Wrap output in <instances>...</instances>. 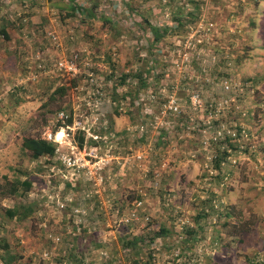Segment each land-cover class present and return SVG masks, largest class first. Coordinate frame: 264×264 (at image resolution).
Listing matches in <instances>:
<instances>
[{"label": "rangeland", "instance_id": "rangeland-1", "mask_svg": "<svg viewBox=\"0 0 264 264\" xmlns=\"http://www.w3.org/2000/svg\"><path fill=\"white\" fill-rule=\"evenodd\" d=\"M4 20L0 182L27 171L37 204L22 223L0 216L15 264L69 251L71 264H132L118 239L133 237L155 264H264V0H0ZM147 23L170 31L153 44ZM75 54L74 75L26 80ZM131 70L146 86L125 101ZM60 112L84 129L53 143L52 160L30 161L22 139L55 133ZM77 152L88 168H64ZM15 202L0 198V214Z\"/></svg>", "mask_w": 264, "mask_h": 264}, {"label": "trees", "instance_id": "trees-1", "mask_svg": "<svg viewBox=\"0 0 264 264\" xmlns=\"http://www.w3.org/2000/svg\"><path fill=\"white\" fill-rule=\"evenodd\" d=\"M125 1V0H123ZM97 2L93 3V6L91 10L93 11L96 9ZM74 7H70V11L74 14H76L78 17L82 15L84 12L83 7L73 5ZM126 7L128 10L131 12H138L134 7L129 2H126ZM86 14L90 17H93L94 15L92 12L89 10H85ZM74 14V15H75ZM181 15V14H180ZM4 24L1 25L0 29V36H2L5 40L9 39V36L6 33L5 28L8 26L9 22L7 20H4ZM179 24H181L179 22ZM147 27L149 32L152 35L153 38V44L158 43L162 37L166 36L168 34V29H165L163 31H160L159 28L154 27L147 23ZM48 69L50 68L49 66L47 67ZM32 71L36 72L37 68L32 69ZM144 73L145 71L143 70H131L130 74H121L120 79H119V85H124L126 81L129 79L135 80L137 83V88L136 90L126 92L123 95V99L126 101V98H132V95L135 96L139 91H141L143 88L146 86V80L144 78ZM40 81V80H39ZM66 88L60 87L56 90L55 93L59 92H64ZM113 95H115L113 93ZM53 96V94H52ZM67 123L70 124L72 120H70V117L67 118ZM56 132V131H55ZM79 147H82L83 143V138L79 139ZM89 142L92 143V140L89 139ZM229 148H233L234 146L229 143L228 145ZM21 152L25 155L28 156L30 161L33 162H38L40 159H46V160H52L55 158V150L56 146L52 142H49L43 138L40 137H26L22 139L21 147H20ZM226 151H224L221 155H219L222 158L226 157ZM220 161L214 162V169L221 171L220 170ZM14 171V169H13ZM19 172V174H16L12 179H8L6 177L3 178V181L0 182V198H14L16 199L17 202L14 203L12 207L9 208H1L3 210V213L0 214L1 220L5 222H11V221H16L18 223H22L25 221H28L32 216L35 214L37 204L34 202H31L28 200V194H30L32 190V183L34 182V177L30 176L27 171L23 170H16ZM220 175V174H218ZM215 176V178L220 179V176ZM69 186V185H68ZM18 199H20L18 201ZM158 234H156L154 237H157ZM150 239V241H152ZM119 247L123 250H131L132 255H134V259L131 261L132 264H155V260L157 261V255L154 257L151 254L146 256L145 260L140 259V248L139 245L144 242V239L142 237L137 238L133 237L131 239L129 238H119ZM2 247L3 254L0 255V260L2 261L3 264H15V261H17L16 254L13 252V254L10 252V249L6 243H4V240L1 241L0 243ZM101 245L97 244V248H100ZM116 252V251H115ZM75 258L74 254L72 251H69L67 253V256L65 258L59 260V264H71V261ZM117 261V260H116Z\"/></svg>", "mask_w": 264, "mask_h": 264}, {"label": "built area", "instance_id": "built-area-1", "mask_svg": "<svg viewBox=\"0 0 264 264\" xmlns=\"http://www.w3.org/2000/svg\"><path fill=\"white\" fill-rule=\"evenodd\" d=\"M47 36L49 39L51 40H56L57 37L51 33L48 32ZM58 46V45H57ZM78 61V55H72L69 58H59L58 60H56V62L53 64L52 69L51 67L48 69L47 67H45L43 64L39 63L36 68L37 71H31L29 72L28 76L26 77V80L29 82H38L40 80V78L42 77V74H47L49 72H55L58 74V76L60 77H65V76H72L76 73L77 67H76V62ZM51 70V71H50ZM88 80L90 82L94 81V76L92 73L88 74ZM98 93V91H97ZM169 109L173 110L174 112L177 111V107L176 106H169ZM58 118L60 120V124L58 126V130H56L55 133H52L50 131V128H47L44 133H43V139L52 142V143H59L62 141V139L66 136H69V133H74V131L78 130V129H84L82 126H80L79 123H70L71 125H69L67 123V116L63 113L60 112L58 114ZM61 134L62 136L60 138H58V134ZM64 136V137H63ZM72 150H76V148H74V146H72L71 148ZM80 152H77V155L73 154V157H60V163L61 165L65 168L68 169H72V170H83L85 167L88 168V166H86L88 163H86L84 156H79ZM57 155H59L56 152ZM79 156V157H78ZM91 174L93 172H90ZM96 173V171H95ZM94 174V173H93ZM140 205V204H138ZM132 216H134V213H132Z\"/></svg>", "mask_w": 264, "mask_h": 264}, {"label": "bare ground", "instance_id": "bare-ground-1", "mask_svg": "<svg viewBox=\"0 0 264 264\" xmlns=\"http://www.w3.org/2000/svg\"><path fill=\"white\" fill-rule=\"evenodd\" d=\"M59 134H60V133H59ZM59 134H58V136H57L58 138H59Z\"/></svg>", "mask_w": 264, "mask_h": 264}]
</instances>
